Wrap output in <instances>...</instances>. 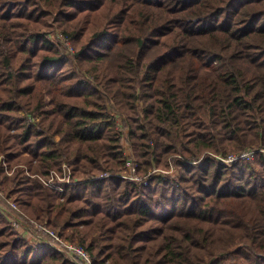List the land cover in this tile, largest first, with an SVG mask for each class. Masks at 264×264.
<instances>
[{"label": "trees", "instance_id": "obj_1", "mask_svg": "<svg viewBox=\"0 0 264 264\" xmlns=\"http://www.w3.org/2000/svg\"><path fill=\"white\" fill-rule=\"evenodd\" d=\"M2 154L0 264H264V0H0Z\"/></svg>", "mask_w": 264, "mask_h": 264}, {"label": "built area", "instance_id": "obj_2", "mask_svg": "<svg viewBox=\"0 0 264 264\" xmlns=\"http://www.w3.org/2000/svg\"><path fill=\"white\" fill-rule=\"evenodd\" d=\"M255 151H256L255 149H248L244 151L241 155L231 154L227 157H223L221 155L219 157L224 161L231 162V161L236 160L239 157H252ZM128 165H131V162H128ZM133 167H134L135 174L133 176H128V177L132 179H136V180H144L145 183H148L147 175H141L138 172L137 166H133ZM8 173L11 174L12 171L10 172L8 170ZM111 175L112 173H105L101 175L100 177H109ZM43 181L46 183V185H48L51 188H54L61 192L64 191V186H63L64 183H69V184L72 183L71 170H70L69 165L64 164L63 170L61 172L57 170H51L49 177L44 178ZM11 206L13 208H17V205L14 202L13 203L11 202ZM17 218L16 217L14 219L11 218V220L13 221L14 225H19L21 227L22 226L21 220ZM32 223H34L37 226V232H38L37 239L40 242L46 239L49 240L51 238V241L53 243H56V241L60 242V244L56 243L57 248L60 251L68 253V255L71 258H74V259L76 258L77 260L80 261L81 264H93V257L84 246L79 245L78 243L64 240L58 232H55L54 230L50 229L47 225L39 224L38 222L34 220H32Z\"/></svg>", "mask_w": 264, "mask_h": 264}, {"label": "rangeland", "instance_id": "obj_3", "mask_svg": "<svg viewBox=\"0 0 264 264\" xmlns=\"http://www.w3.org/2000/svg\"><path fill=\"white\" fill-rule=\"evenodd\" d=\"M59 33H60V31H59ZM249 149H253V148H249ZM3 163L4 164V166L7 168L8 167V162H7V158H6V155H4V154H2L1 155V158H0V163ZM128 162H131V165H128V163H127V168H126V170L125 171H120L119 173H117V175H126L127 177L128 176H133L134 174H135V171H134V167L133 166H136V163L133 161V160H129ZM70 167V166H69ZM70 170H71V168H70ZM175 170H173V171H168L167 169H165V168H155V169H153L152 171H151V173H153V174H162V175H171L172 173L171 172H174ZM50 175V174H49ZM73 175H72V171H71V181H72V183L71 184H75V183H77V180L76 179H74L73 177H72ZM101 175H99L98 177H100ZM49 177V176H48ZM48 177H46V178H48ZM130 178V177H129ZM138 181H140L141 183H143V184H147V183H145L144 182V180H138ZM12 203H13V201H12ZM24 220V219H23ZM22 220V221H23ZM32 220H34V221H36V222H38L39 224H42L43 225V223L42 222H40V221H38V220H36V219H31L30 220V222H27V223H30V224H25V225H27V226H25V225H23V224H21L22 226L20 227L19 225H15L16 226V228L18 229V231L23 235V236H25V237H28V238H30L31 240H33V242L34 243H39V244H41V242L37 239L38 237H37V235H38V232H37V226L34 224V223H32ZM23 222H25V220L23 221ZM22 223V222H21ZM29 225H31V226H29ZM45 225V224H44ZM24 227V228H23ZM27 227V228H26ZM34 233H36V234H34ZM64 239V238H63ZM65 240V239H64ZM67 241H70V242H74V241H71V240H67ZM74 243H77V240L74 242ZM38 244V245H39ZM79 244V243H78ZM80 245V244H79Z\"/></svg>", "mask_w": 264, "mask_h": 264}]
</instances>
